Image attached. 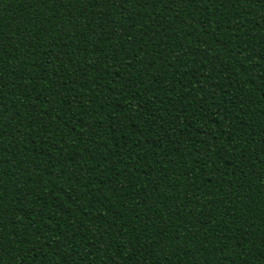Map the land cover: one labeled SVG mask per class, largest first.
<instances>
[{
    "label": "trees",
    "instance_id": "trees-1",
    "mask_svg": "<svg viewBox=\"0 0 264 264\" xmlns=\"http://www.w3.org/2000/svg\"><path fill=\"white\" fill-rule=\"evenodd\" d=\"M0 264H264V0H0Z\"/></svg>",
    "mask_w": 264,
    "mask_h": 264
}]
</instances>
